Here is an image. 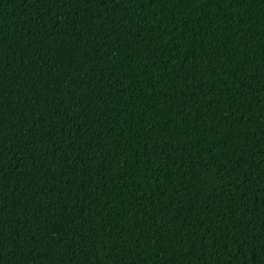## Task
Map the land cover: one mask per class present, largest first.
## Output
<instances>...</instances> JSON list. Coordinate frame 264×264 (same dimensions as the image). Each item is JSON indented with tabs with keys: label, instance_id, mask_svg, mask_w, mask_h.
<instances>
[{
	"label": "trees",
	"instance_id": "16d2710c",
	"mask_svg": "<svg viewBox=\"0 0 264 264\" xmlns=\"http://www.w3.org/2000/svg\"><path fill=\"white\" fill-rule=\"evenodd\" d=\"M0 264H264V0H0Z\"/></svg>",
	"mask_w": 264,
	"mask_h": 264
}]
</instances>
